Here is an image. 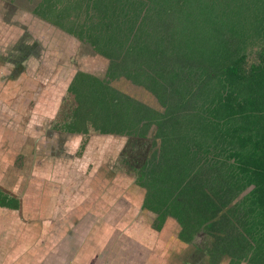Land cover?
Segmentation results:
<instances>
[{
    "label": "trees",
    "instance_id": "trees-1",
    "mask_svg": "<svg viewBox=\"0 0 264 264\" xmlns=\"http://www.w3.org/2000/svg\"><path fill=\"white\" fill-rule=\"evenodd\" d=\"M53 9L55 17L44 13ZM38 11L111 58L110 77L149 89L166 109L79 71L70 92L73 120L82 122L66 129L87 132L91 124L142 141L156 126L157 149L143 160L131 154V162L134 141L124 154L145 189L142 209L157 215L155 228L175 220L178 240L202 252L196 264H264V0H43ZM92 87L111 103L101 125L87 102ZM132 105L145 114L128 111ZM209 237L216 238L212 248L195 243Z\"/></svg>",
    "mask_w": 264,
    "mask_h": 264
},
{
    "label": "rangeland",
    "instance_id": "rangeland-1",
    "mask_svg": "<svg viewBox=\"0 0 264 264\" xmlns=\"http://www.w3.org/2000/svg\"><path fill=\"white\" fill-rule=\"evenodd\" d=\"M42 2L0 0V188L4 193L16 195L20 203L26 186L36 180L34 194L46 196L49 190H54L59 200L81 204L79 212L83 216L81 222L78 220L81 224L75 223L70 213L62 233H56L53 228L51 242L59 247L56 253L64 256L59 264H196L194 254L198 256L202 252L178 240L180 227L175 220L168 219L161 230L155 228L159 224L157 215L142 209L145 189L136 183L135 173L124 163L128 144L134 141L137 149L128 153L131 162V154L138 157L140 153L143 160L146 151L158 148L153 145L154 140L158 146L160 143V139H154V125L149 137L142 141L135 138L131 141L123 134H102L91 124L87 132H70L66 126L72 121L81 124L82 119L73 120L77 101L74 94L67 91L65 95L61 85L63 80L74 78L76 72L82 71L109 81L138 103L162 113L165 107L143 86L137 87L120 77L108 79L111 58L41 16L38 10ZM53 10L44 13L55 17L57 9ZM116 34L118 43H122L121 31ZM99 43L108 42L99 40ZM114 60L121 62L122 57ZM99 91L98 87H92L87 98L95 107V117L99 118L93 120L96 125L102 124L100 119L107 116L111 107V103L100 100ZM131 107L138 117L145 114L135 105L128 107V111ZM119 120L117 125L121 123ZM123 121V126L130 125L128 118L124 117ZM30 194L35 201H42L41 196ZM55 205L53 213L51 209H43L44 205L33 209L44 215L47 212L57 223L61 217ZM20 210L10 215L0 209L3 229L0 264H7L8 259L15 263L10 258L15 248L9 245L14 235L9 221L18 216L23 218L24 211ZM75 225L77 231L70 230ZM74 232L77 234L72 236ZM213 240L216 238L209 237V241L201 238L195 243L205 248ZM44 260L43 257V264ZM228 262L225 259L222 264ZM15 264H28V260L20 259Z\"/></svg>",
    "mask_w": 264,
    "mask_h": 264
},
{
    "label": "crops",
    "instance_id": "crops-1",
    "mask_svg": "<svg viewBox=\"0 0 264 264\" xmlns=\"http://www.w3.org/2000/svg\"><path fill=\"white\" fill-rule=\"evenodd\" d=\"M77 73L78 72L75 73V77L77 76ZM75 77L74 78L68 77L69 78L68 80H63L64 83H62L61 89L62 88L64 89L65 92L63 91L62 92L65 95L67 91L70 92V87L73 84ZM34 186H37V181L31 180L30 185L26 186V188L28 189H26L25 191L24 200L22 201L20 200V203L16 195L12 196L11 194L4 193L3 189L0 188V200L3 201L1 202L2 204L0 203V209L4 210L5 214L13 213L16 215V213H19L18 211H21L20 208H22V211H24V215H22L23 218L18 216L15 218V220L10 219L9 221V224H13L12 228L14 230L13 231L14 235H12L13 236L12 241L10 242L9 245L12 246L11 247L12 249L15 248V251L12 253V256H10V258L15 259V263L20 259L21 260L23 259L24 261L28 260V264H43V261L41 260L44 257L45 264H56V263L59 264V262L62 261V259H64V256L60 255L59 253H56V251L59 250V247L55 245L53 242H51V238H52L51 236L53 235V228H56V233L59 234L62 233L64 230L63 228L64 224L66 223L67 219H69L68 215L70 213L75 223H78L79 221L81 222L82 221L81 217L83 216L79 212L82 211L81 204H77L75 202H67L65 199L59 200L54 190H49L51 194L45 193L46 194V196L44 195L45 197L43 195L34 194L36 193V189H37V188L34 189ZM28 194L41 196L42 201H35ZM51 199H54L56 202L53 201L51 203L50 202ZM55 204L58 205L57 208L59 209V211L56 210L57 215L61 217V219H59L57 223L50 219L51 216H49L47 212L44 215L33 209V208H37L38 205H42V206L44 205L43 209L47 211L51 209L53 213L54 210L53 208L56 206ZM57 215H55L54 218H56ZM85 215H87V213ZM26 221H27V225L24 224V222ZM0 224L2 225L1 219H0ZM1 225H0V233L3 231V229L1 230ZM77 229H78V225H75L70 228V230H74V231L75 230L77 231ZM76 234L77 232H74L72 236H75ZM26 246L29 248H26ZM51 248H54L52 253H51ZM82 251L84 253V256H86V251L85 250ZM194 257L198 258L196 257L195 254ZM40 258L41 260H39ZM8 260L6 261L7 264H11L12 261L8 262Z\"/></svg>",
    "mask_w": 264,
    "mask_h": 264
},
{
    "label": "flooded vegetation",
    "instance_id": "flooded-vegetation-1",
    "mask_svg": "<svg viewBox=\"0 0 264 264\" xmlns=\"http://www.w3.org/2000/svg\"><path fill=\"white\" fill-rule=\"evenodd\" d=\"M107 77H108V79H116L117 77H115V78H112V77H110L109 76V72H107ZM120 79H125V80H127V81H129V82H131V83H133L132 81H130L127 77H125V76H120ZM105 80V79H104ZM109 82V81H108ZM109 84H110V82H109ZM134 84V83H133ZM135 86H137L138 87V85H136V84H134ZM110 86H112L111 84H110ZM113 87V86H112ZM140 87V86H139ZM115 88V87H114ZM145 88V87H144ZM115 89H117V88H115ZM147 89V88H146ZM119 92H122V91H120L119 89H117ZM147 90H149V89H147ZM152 92V91H151ZM122 93H124V92H122ZM125 94V93H124ZM155 128L154 129H156L157 130V127L156 126H154ZM151 129H153V128H151ZM126 137H128V136H126ZM160 144V143H159ZM179 225V224H178ZM180 227V226H179ZM180 231H181V228H180ZM179 234H180V232L178 233V236H179ZM213 242H215V240H213ZM208 247H213V245H212V243L210 244V245H208V246H206L204 249H206V248H208ZM205 251V250H204ZM196 257H198L197 255H196ZM209 257V256H208ZM226 259V258H225ZM224 259V260H225ZM223 260V261H224ZM229 260V262L228 263H230V259H228ZM223 261L221 262V264L223 263ZM204 262H202V264H203Z\"/></svg>",
    "mask_w": 264,
    "mask_h": 264
},
{
    "label": "water",
    "instance_id": "water-1",
    "mask_svg": "<svg viewBox=\"0 0 264 264\" xmlns=\"http://www.w3.org/2000/svg\"><path fill=\"white\" fill-rule=\"evenodd\" d=\"M240 197L242 198V197H243V195H242V196H240ZM240 197L238 198V200H239V199H241Z\"/></svg>",
    "mask_w": 264,
    "mask_h": 264
}]
</instances>
